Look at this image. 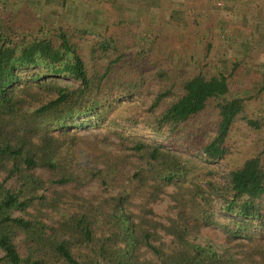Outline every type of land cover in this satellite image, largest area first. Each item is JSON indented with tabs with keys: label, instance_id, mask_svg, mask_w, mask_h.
Listing matches in <instances>:
<instances>
[{
	"label": "trees",
	"instance_id": "1",
	"mask_svg": "<svg viewBox=\"0 0 264 264\" xmlns=\"http://www.w3.org/2000/svg\"><path fill=\"white\" fill-rule=\"evenodd\" d=\"M0 3V264H264V141L209 168L238 121L264 132L223 72H175L127 18Z\"/></svg>",
	"mask_w": 264,
	"mask_h": 264
},
{
	"label": "rangeland",
	"instance_id": "2",
	"mask_svg": "<svg viewBox=\"0 0 264 264\" xmlns=\"http://www.w3.org/2000/svg\"><path fill=\"white\" fill-rule=\"evenodd\" d=\"M66 2L63 7L60 0H8L11 8L25 4L32 14L47 20L65 15L64 21L80 19L85 23V8L104 19L110 15L127 18L133 30L149 32L158 38L159 58L171 55L169 59L173 58L175 64L170 67L175 72L193 74L200 68L223 72L228 78L230 95L249 98L245 101L247 115L264 118V89H261L264 87V0H99L96 5L94 0ZM94 15L89 16L88 22L96 20ZM135 20L141 23L138 27L132 25ZM85 133L101 139L107 132L93 127ZM261 141H264L262 130L251 129L238 121L230 134L228 155L209 168L215 170L216 178L222 179L250 157L254 144ZM167 202L166 199L155 206L157 214L164 212ZM217 215L222 213L218 211ZM203 232L215 240L221 239L217 229L205 228Z\"/></svg>",
	"mask_w": 264,
	"mask_h": 264
}]
</instances>
